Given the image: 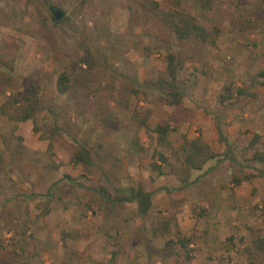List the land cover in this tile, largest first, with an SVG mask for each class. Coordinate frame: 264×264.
Returning a JSON list of instances; mask_svg holds the SVG:
<instances>
[{"label": "rangeland", "instance_id": "rangeland-1", "mask_svg": "<svg viewBox=\"0 0 264 264\" xmlns=\"http://www.w3.org/2000/svg\"><path fill=\"white\" fill-rule=\"evenodd\" d=\"M178 8L218 28L212 44L178 42L143 0H0V61L12 65L0 63V75L26 79L5 86L0 103L32 83L59 112L34 122L0 115V264H264L254 242L264 238V164L249 159L264 154V0ZM168 52L183 88L175 105L143 85L167 79ZM193 140L211 157L187 171L182 147ZM80 146L93 166L70 162ZM138 185L151 191L144 215L105 199Z\"/></svg>", "mask_w": 264, "mask_h": 264}, {"label": "trees", "instance_id": "trees-1", "mask_svg": "<svg viewBox=\"0 0 264 264\" xmlns=\"http://www.w3.org/2000/svg\"><path fill=\"white\" fill-rule=\"evenodd\" d=\"M179 0H173L172 3L174 7H166L154 0H143L144 11L146 14L157 18L173 35V37L181 43H194V44H212L215 37L218 35V28L212 27L207 30L202 25H200L196 19L183 12L178 8ZM197 3L201 8H206L210 5V0H197ZM50 8V7H49ZM37 15L41 23V28L44 30L45 18L42 13L36 10ZM63 18L59 20H54L55 22H60ZM116 40V38H114ZM2 63V67L7 66L10 71L12 70V65L10 63ZM179 62L176 60V56L172 52L166 53L165 62V72L166 78H158L155 80H144L143 85L150 90L158 93V98L160 101L166 105H175L179 103L183 96V88L178 80L177 76V66ZM260 76H264V70L258 73ZM19 80L21 84L24 85L26 79L20 78L18 76L12 75L8 72H3L0 75V92H5V86H8ZM67 75L64 71H61L55 80V87L59 93H63L66 88ZM264 85V81L261 83ZM34 84L29 83L27 85V92H10L5 95L3 101L0 103V115L5 117L7 120L11 121H24L30 119L34 122V115L42 110H46L52 115H57L59 112L55 111V106L50 101H41L38 96V91ZM4 86V87H2ZM229 87H225L227 91ZM217 136L220 140L224 141L225 145L228 146V142L224 137L219 124L215 125ZM168 125L165 122H160L154 125L153 132L157 135V139L162 140L165 138L168 132ZM33 130H36L33 124ZM49 135L46 137L48 140L46 143V151L49 156L52 155V139L57 136L60 129L53 125L49 130ZM41 138V137H40ZM182 151L185 152V157L183 159V164L185 169L199 170L202 164L211 157V154L207 153L208 148L206 145L197 143L195 140L189 141L187 148L182 147ZM157 158L161 161L164 160L161 154H157ZM230 159V157H228ZM253 162H259L264 164V154L259 152H254L250 158ZM70 162L72 164H81L86 167L93 166V162L90 160L88 151L80 146L78 149L72 152ZM154 162H152V167H155ZM71 182H74L77 186H82L81 183H75L68 175H64ZM107 180V179H106ZM110 184L109 181H106ZM233 182L235 184L239 183V179L234 178ZM105 191V190H104ZM117 195L113 198H109L106 193L105 199L112 205L121 204L124 202H133L136 207V213L138 215H144L148 210L150 204L151 191L145 188L144 185H138L136 188L125 187V188H114ZM254 242L258 249L264 248V238H254Z\"/></svg>", "mask_w": 264, "mask_h": 264}, {"label": "water", "instance_id": "water-1", "mask_svg": "<svg viewBox=\"0 0 264 264\" xmlns=\"http://www.w3.org/2000/svg\"><path fill=\"white\" fill-rule=\"evenodd\" d=\"M52 11H53V19L54 20H59L62 15H63V11L61 9H59L58 7H52Z\"/></svg>", "mask_w": 264, "mask_h": 264}, {"label": "flooded vegetation", "instance_id": "flooded-vegetation-1", "mask_svg": "<svg viewBox=\"0 0 264 264\" xmlns=\"http://www.w3.org/2000/svg\"><path fill=\"white\" fill-rule=\"evenodd\" d=\"M49 11H50V14H51L52 17H53V15H54V14H53V11H52L51 9H49Z\"/></svg>", "mask_w": 264, "mask_h": 264}]
</instances>
